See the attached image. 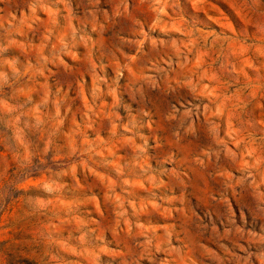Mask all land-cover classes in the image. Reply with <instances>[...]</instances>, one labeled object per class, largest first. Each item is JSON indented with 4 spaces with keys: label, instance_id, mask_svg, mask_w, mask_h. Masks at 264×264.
<instances>
[{
    "label": "rangeland",
    "instance_id": "rangeland-1",
    "mask_svg": "<svg viewBox=\"0 0 264 264\" xmlns=\"http://www.w3.org/2000/svg\"><path fill=\"white\" fill-rule=\"evenodd\" d=\"M0 264H264V0H0Z\"/></svg>",
    "mask_w": 264,
    "mask_h": 264
}]
</instances>
